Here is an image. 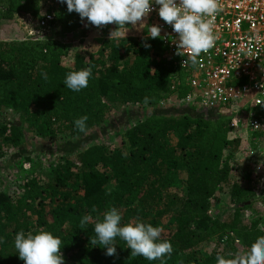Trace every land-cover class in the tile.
Here are the masks:
<instances>
[{
	"label": "trees",
	"instance_id": "16d2710c",
	"mask_svg": "<svg viewBox=\"0 0 264 264\" xmlns=\"http://www.w3.org/2000/svg\"><path fill=\"white\" fill-rule=\"evenodd\" d=\"M41 1L0 0V25L16 13L35 20L46 14L53 17L42 39H0V114L10 107L21 120L20 125L0 121V158L8 146L24 143L25 126L47 139L58 134L81 138L121 106L148 109L122 130L120 146L91 143L62 155L46 180L22 179L24 191L15 200L0 191V264H24L14 247L15 234L21 230L34 234L44 230L59 237L65 264H161L131 257L119 238L116 256H106V248L90 244L95 221L113 206L122 214V226L139 218L166 228L161 241L171 242L174 251L163 264H216L217 254L231 258L229 253L241 252L240 247L248 251L264 236V213L242 222L241 210L255 200L264 202V193L257 194L248 181L243 182L240 172L232 173L230 161L241 139L230 134V116L180 101L187 91L185 73L174 58L159 54L163 47L156 38L106 37L96 57L79 50L73 65H65L66 45L52 37L53 29L71 38L85 33L84 21L59 0H51L50 13H41L45 6ZM144 43L151 46L145 48ZM89 66L92 77L86 88L73 92L64 86L68 72ZM42 72L47 73L46 80ZM171 94L179 108L158 109ZM145 96L150 98L148 105L143 103ZM83 115L89 117L86 134L74 127V120ZM177 183L181 191L170 190ZM225 187L234 211L229 220L219 221L210 210ZM85 215L92 221L80 229Z\"/></svg>",
	"mask_w": 264,
	"mask_h": 264
},
{
	"label": "clouds",
	"instance_id": "9594fccd",
	"mask_svg": "<svg viewBox=\"0 0 264 264\" xmlns=\"http://www.w3.org/2000/svg\"><path fill=\"white\" fill-rule=\"evenodd\" d=\"M66 3L69 13H78L81 21L87 19L89 24L103 28L115 24L116 28L109 33L110 40L125 36L129 30L127 25L134 28H147V37H160L161 28L158 25L148 26L146 19L150 12L156 11L158 16L177 34L173 42L176 47L175 55L184 57L182 65H190L195 69L200 61L201 53H208L215 46L216 37L213 34L215 14L222 9L218 0H59ZM125 30V31H121ZM144 43V47H150ZM186 57V58H185ZM41 76L46 80L47 73ZM92 77V67L79 71L68 72L63 80L64 86L73 92H80L89 84ZM264 88V84H260ZM150 98L145 96L143 103L148 105ZM89 117L83 115L74 120L75 130L87 133ZM126 158L128 153H122ZM92 211L96 212L95 206ZM102 219L94 223L95 236H91L90 244L106 248V256H116V239L126 243L130 249V256H142L149 261L170 257L174 249L171 242L161 241L162 227H153L136 218L121 225L122 214L116 207H110L102 214ZM92 221V217L85 215L79 222L80 229ZM62 240L51 232L39 230L37 232L23 230L14 237V247L19 259L24 264H65L61 247ZM231 258L217 254L216 264H264V236H259L244 253L239 251L229 253Z\"/></svg>",
	"mask_w": 264,
	"mask_h": 264
},
{
	"label": "built area",
	"instance_id": "2783aa9c",
	"mask_svg": "<svg viewBox=\"0 0 264 264\" xmlns=\"http://www.w3.org/2000/svg\"><path fill=\"white\" fill-rule=\"evenodd\" d=\"M218 3L222 10L213 21L215 46L201 53L195 69L182 65L184 57L175 55L173 42L177 34L155 10L148 15L146 24L160 26L157 39L164 48L163 56L174 58L176 67L185 73L187 91L180 101L189 107L215 108L230 116L232 136L264 143V88L260 87L264 84V0ZM52 18L46 14L36 20L28 36L42 39L50 30ZM171 90L176 93L174 84ZM260 180L264 184V177ZM258 188L264 189V185Z\"/></svg>",
	"mask_w": 264,
	"mask_h": 264
},
{
	"label": "rangeland",
	"instance_id": "374dc122",
	"mask_svg": "<svg viewBox=\"0 0 264 264\" xmlns=\"http://www.w3.org/2000/svg\"><path fill=\"white\" fill-rule=\"evenodd\" d=\"M41 2L45 3L41 13H50L49 8L53 6V2L51 0H42ZM35 23L36 20L31 16L28 17L26 13H16L13 19L2 21L0 25V39L4 37L11 38L10 40L25 39L28 37L29 30L32 29ZM85 24H87L86 18L83 22V29L85 30L83 32L85 33H77L71 38L56 34L58 29H53L52 37L58 41H63L66 45V56L63 58L65 65H73L74 53L79 50L96 57L102 40L109 37L110 31L116 28L115 24H110L103 28H91L90 24L86 27ZM127 27L129 30L125 34L126 36L144 37L147 35V28H134L130 24ZM156 40L159 42L157 38ZM162 49V52L159 53L161 56L164 53V48ZM174 95L166 96L156 107L158 109L161 108V110L165 109L164 111H171L173 108L178 109L179 106H174ZM147 109L132 104L121 106L109 115L105 123L91 130L81 138L58 134L57 138L47 139L27 129L26 126L23 127L25 134L24 143L15 148L8 146L7 152L0 158V191L8 192L12 196L11 198L15 200L24 191L22 179L36 176L41 180H46L52 174L54 168L57 167L59 157L62 155L77 153L84 146L91 143H107L112 148L120 146V134L122 130L138 121L142 113L147 111ZM0 121L17 123L19 125L21 122L18 115L10 107H7L0 114ZM242 135L248 136V133H243ZM26 158H29V160H25ZM21 161L24 162L20 167ZM230 165L232 166V173L240 172L242 179L245 178L243 182L248 181L250 187L257 194L264 193V189L258 188L260 185H264L260 180L261 177H264V143L260 141L255 142L249 137L242 136L240 146L230 161ZM181 189L182 186L179 183L170 188V190L175 192H180ZM228 189V187H225L224 190L218 191L215 196L216 200H212L213 207L210 213L219 221L229 220L228 217L234 211ZM241 212L240 220L242 222L255 219L264 213V202L255 200L252 207L242 209ZM240 248L243 250L242 247ZM242 250L241 253L244 251Z\"/></svg>",
	"mask_w": 264,
	"mask_h": 264
},
{
	"label": "crops",
	"instance_id": "0c3cea01",
	"mask_svg": "<svg viewBox=\"0 0 264 264\" xmlns=\"http://www.w3.org/2000/svg\"><path fill=\"white\" fill-rule=\"evenodd\" d=\"M27 16L29 17L30 15H29V14H27ZM3 39L10 40L11 38H6V37H4Z\"/></svg>",
	"mask_w": 264,
	"mask_h": 264
}]
</instances>
